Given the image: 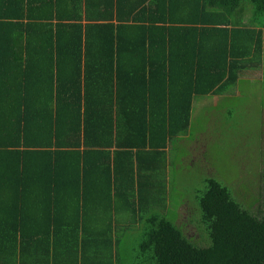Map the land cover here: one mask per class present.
Returning a JSON list of instances; mask_svg holds the SVG:
<instances>
[{
    "label": "trees",
    "instance_id": "16d2710c",
    "mask_svg": "<svg viewBox=\"0 0 264 264\" xmlns=\"http://www.w3.org/2000/svg\"><path fill=\"white\" fill-rule=\"evenodd\" d=\"M263 29L264 0H0V264H264L263 132L259 180L175 195L196 99L264 89Z\"/></svg>",
    "mask_w": 264,
    "mask_h": 264
},
{
    "label": "rangeland",
    "instance_id": "374dc122",
    "mask_svg": "<svg viewBox=\"0 0 264 264\" xmlns=\"http://www.w3.org/2000/svg\"><path fill=\"white\" fill-rule=\"evenodd\" d=\"M251 8H245L246 18L251 15ZM262 78L263 72L258 69L231 90L227 96L231 107L226 100H222L220 107L219 97L196 99L191 131L194 138L186 142L188 151L180 152L184 166L178 170L175 195L186 196L194 202L196 192L203 187L200 168H205V175H216L219 181L240 186L242 177L246 179L244 170L251 171L259 163L255 155L258 139L264 133V89L254 80L261 81ZM228 108L235 109L231 119L227 115ZM179 165L178 162L177 169ZM258 170H252L251 180H259ZM187 207H176V212L184 216ZM186 234L192 236L190 228Z\"/></svg>",
    "mask_w": 264,
    "mask_h": 264
}]
</instances>
